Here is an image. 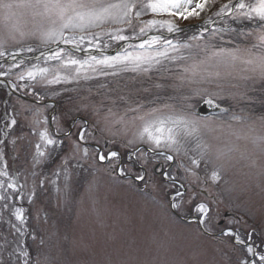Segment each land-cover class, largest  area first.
<instances>
[{
    "label": "rangeland",
    "instance_id": "obj_1",
    "mask_svg": "<svg viewBox=\"0 0 264 264\" xmlns=\"http://www.w3.org/2000/svg\"><path fill=\"white\" fill-rule=\"evenodd\" d=\"M196 23L181 21L180 26L189 30L175 39L186 41L200 31L191 27ZM228 23L244 31L255 27L247 21ZM27 45L38 50L24 52L25 68L0 76V140L6 141V145L0 144V168L6 161L10 174L22 186L23 200L14 201L26 209L30 235L23 237L22 242L27 241L33 253L39 255L41 264H239L245 255L250 258L247 246L255 249L254 260L258 262L259 255L264 254V158L254 153L253 164L252 160L237 162L235 155L222 153H227L226 145L235 139L229 137L227 125L240 127L231 119L233 115L245 117L247 124L259 125V118L264 116V84L256 81L247 88L226 87L215 99L220 111L206 116L197 113L204 100L194 98L193 112L205 120L199 133L200 147L192 138L186 145L187 154L182 149L180 153L171 152L173 160L160 154L150 162L141 149H135L141 145L151 149L138 139L141 121H133L134 113L125 115V112L129 106L137 105H143L144 110L163 109V105L179 110L188 89L178 86L180 81L174 72L154 70L144 74L104 69L108 73L104 75L86 70L78 80L48 85L39 76L36 80L27 78L26 69L36 63L35 57L41 51L38 40L27 39L23 46ZM20 46L10 44L9 49L14 51ZM41 66H49L43 63V58ZM7 67L5 64L4 69ZM170 67L174 66L166 64V68ZM21 71L25 73L24 80L18 79ZM84 75L89 78L84 79ZM4 78L10 80L13 88L9 100L10 91L2 81ZM230 92L238 94L232 96ZM109 109L115 115H110ZM76 116L80 118L73 121ZM11 119L16 124L6 128ZM85 128V140L79 143L81 149H89L88 156L73 151L78 133ZM44 131L55 141L53 145L41 140L40 133ZM5 132L9 134L5 136ZM37 144L43 156L37 154ZM98 152L118 155L101 162ZM120 155L130 162L127 172L142 177L137 184L112 176ZM193 158L201 161L199 168L192 165ZM137 161L144 163L139 165ZM160 161L164 163L163 170L161 167L154 170L153 165ZM213 169L220 173L219 182L209 179ZM180 184L186 188L184 196L177 198L180 203L194 205L196 200L208 201L209 217L217 212L222 214L225 209L242 216L229 217L221 226L215 220L214 228L234 229L244 244H236L232 237L223 234L219 235L222 240L217 234L205 235L195 223L175 216L170 209V197L183 189ZM203 191L215 193L219 203L207 198ZM183 211L189 214L188 210ZM7 219L5 214L4 221ZM4 221H0V244L5 236L13 242ZM9 259L7 251L0 255V260Z\"/></svg>",
    "mask_w": 264,
    "mask_h": 264
},
{
    "label": "snow or ice",
    "instance_id": "obj_2",
    "mask_svg": "<svg viewBox=\"0 0 264 264\" xmlns=\"http://www.w3.org/2000/svg\"><path fill=\"white\" fill-rule=\"evenodd\" d=\"M192 20L198 23L191 27L200 31L186 41L175 39L189 30L181 27L180 22ZM229 20L233 23L247 21L255 27L238 30ZM218 23L219 26H213ZM27 39L38 40L41 46L36 63L26 69L27 78L36 80L39 76L48 85L78 80L86 70L100 71L104 75L108 74L104 69L144 74L154 70L174 72L180 81L178 86L188 89L179 110L170 105H163V109H169L167 112L156 107L144 110L143 105H137L129 106L125 112V115L134 113L133 121H141L138 139L150 145L153 151L164 149L180 153L183 149L187 154L186 145L192 138L200 147L199 133L205 120L195 116L191 104L194 98L219 107L215 99L226 87L247 88L256 81L264 84V0H0V57L8 64L6 70L0 64V76L25 68L24 52L38 50L31 45L23 46ZM10 44L21 46L12 51ZM113 45H116L115 54H107L106 50ZM41 58L49 66L42 67ZM49 62L56 63L50 65ZM166 64L174 67L166 68ZM61 71L67 74L61 76ZM83 78L89 77L84 75ZM18 79H25L23 71ZM109 114L115 115L112 109ZM231 119L240 127L227 125L229 137L235 139L226 145L227 153L222 154L235 155L237 162L252 160L256 152L264 158V116L259 118L258 126L255 122L247 124L245 117L233 115ZM15 124L16 120L11 119L5 127ZM8 134L5 132V136ZM86 134L87 129H82L73 144V151H82L84 156L89 155V149H81L79 141H84ZM40 138L47 145L55 143L47 131L41 132ZM0 144L6 145V141L0 140ZM40 147L37 144L36 151L43 156ZM117 155L116 152H98L97 158L103 162ZM167 159L174 157L167 155ZM191 163L199 168L201 161L193 158ZM252 163L255 164V160ZM0 177L6 178L0 179V221H4L7 214L4 222L13 236V242L5 236L0 244V255L7 251L10 257L8 261L0 260V264H41L39 255L33 253L27 241L22 242L23 237L30 235L26 209L14 202L17 198L23 200L22 186L10 174L6 161L0 168ZM209 179L219 182V171L213 169ZM183 196L184 193L177 190L170 206L177 208L175 201ZM196 211L207 217L210 209L201 203L196 205ZM199 223H205V219L201 218ZM223 234L232 237L236 244H244L232 228L224 230ZM246 253L256 255L251 246L246 247ZM239 264H264V254L259 255L258 262L245 255Z\"/></svg>",
    "mask_w": 264,
    "mask_h": 264
}]
</instances>
